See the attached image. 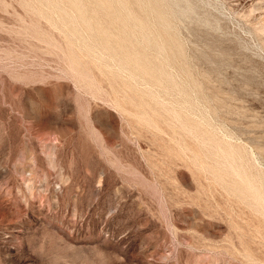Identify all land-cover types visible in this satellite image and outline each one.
Returning a JSON list of instances; mask_svg holds the SVG:
<instances>
[{
    "label": "rangeland",
    "instance_id": "obj_1",
    "mask_svg": "<svg viewBox=\"0 0 264 264\" xmlns=\"http://www.w3.org/2000/svg\"><path fill=\"white\" fill-rule=\"evenodd\" d=\"M0 264H264V0H0Z\"/></svg>",
    "mask_w": 264,
    "mask_h": 264
},
{
    "label": "bare ground",
    "instance_id": "obj_2",
    "mask_svg": "<svg viewBox=\"0 0 264 264\" xmlns=\"http://www.w3.org/2000/svg\"><path fill=\"white\" fill-rule=\"evenodd\" d=\"M173 1H174V0H173ZM104 4H106V3H104ZM147 5H148V4H147ZM123 7H124V6H123V5H121V8H122V9H123ZM105 9H106V8H105ZM113 16H114V15H113ZM260 196H261V195H260Z\"/></svg>",
    "mask_w": 264,
    "mask_h": 264
}]
</instances>
